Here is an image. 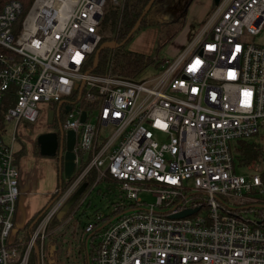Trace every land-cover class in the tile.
<instances>
[{
    "label": "built area",
    "instance_id": "built-area-1",
    "mask_svg": "<svg viewBox=\"0 0 264 264\" xmlns=\"http://www.w3.org/2000/svg\"><path fill=\"white\" fill-rule=\"evenodd\" d=\"M120 4L32 0L24 10L10 1L0 11V264H48V225L91 172L92 189L110 179L132 200L121 217L109 222L115 209L86 224L85 234L99 233L95 264H264V173H236L251 164L237 166L232 146L252 141L264 153V44L254 42L264 0H222L159 66L162 75L145 81L90 66L107 8ZM41 103L46 115L70 107L62 129L75 136V169L32 233L19 237L15 136L21 122L38 121ZM140 192L155 205L137 209ZM254 210L253 220L238 215Z\"/></svg>",
    "mask_w": 264,
    "mask_h": 264
},
{
    "label": "rangeland",
    "instance_id": "rangeland-1",
    "mask_svg": "<svg viewBox=\"0 0 264 264\" xmlns=\"http://www.w3.org/2000/svg\"><path fill=\"white\" fill-rule=\"evenodd\" d=\"M164 3V14L162 16L163 24L161 26L146 28L140 30L133 39L125 45V49L134 52L137 54H143L152 61L160 62L164 59H169L174 57L175 51L178 53L181 51L194 37V35L204 26L205 23L208 22V19L214 12L215 8L212 4L209 6V0H162ZM115 8V6H109L107 11ZM107 13V12H106ZM108 20L104 21L103 25L99 28L100 35L109 36L112 30L109 28V24H107ZM112 39V38H111ZM255 43L264 44V31L262 34L254 39ZM109 46L117 44L114 40H109ZM138 45L135 49V45ZM174 55V56H172ZM164 72V68L156 67V65H150L146 67L141 74L137 76L138 81H145L148 79L158 78ZM48 104L41 103L39 105V109L41 110L38 121L35 124H26L21 122L18 125L16 130V140L14 146L17 150L20 149V154L24 153V151H28L29 145L28 138L38 137L44 132L54 131V127H46V113L48 111ZM66 116L63 118L65 119ZM64 121V120H63ZM7 131L9 135L13 132V124H7ZM35 137V138H36ZM10 139V137H9ZM9 140H7L8 142ZM255 141V140H253ZM237 146L238 143L234 142L232 146ZM38 150V148H37ZM34 153L36 158H39L38 151ZM261 161L258 163H252L250 169H236V173L247 175L254 174L255 167L258 168V172L264 173V153L262 154ZM44 159L46 163L40 162L38 163V167L36 168V172L34 173L37 183V190L35 194H38L39 197H35L33 200L35 203L41 200L40 195L43 194L49 187L55 186L57 181L55 179V174L52 169L55 165L56 158H46ZM34 161V160H33ZM33 161H29V164H35ZM258 163V164H257ZM256 164V165H255ZM36 187V185H35ZM138 188H142V186H138ZM82 197V198H81ZM80 197V201L82 204L79 206V202H77L76 206H79L77 209V214L72 215L73 211L69 212L67 218L65 219V224L59 225L53 231H48V236L46 238V254L48 256V252L50 247H55L58 239L63 237L62 231L59 234L54 235V233L63 225H65V229H69L68 237H69V249H71L72 245L75 244L74 240H77L78 243H84V239L89 237L90 234L84 233V228L86 226L85 221L86 217L81 216L82 213L92 214L93 218L95 215L100 216H109L111 213L117 209H123L124 211L128 210V207L132 205V200L127 197V192L122 189V184L118 182H114L110 179H103L98 184H96L93 189L89 188L83 196ZM138 197L142 200V204L137 209L148 210L150 206L155 205V197L150 192H140L138 193ZM198 200H201V196H196ZM264 200V194L261 197ZM158 208L155 209L157 211ZM163 212V211H162ZM256 210L247 211L244 213L243 211H238V215L248 219H255ZM83 217V218H82ZM27 232V229L21 231L19 233V237H23V234ZM61 245V242H60ZM65 245V244H64ZM64 249V246L61 247ZM67 249H65L66 251ZM57 255V254H56ZM54 261V260H53ZM51 262V261H50ZM53 264H58L56 260Z\"/></svg>",
    "mask_w": 264,
    "mask_h": 264
},
{
    "label": "trees",
    "instance_id": "trees-1",
    "mask_svg": "<svg viewBox=\"0 0 264 264\" xmlns=\"http://www.w3.org/2000/svg\"><path fill=\"white\" fill-rule=\"evenodd\" d=\"M10 1L20 2L24 10H26L30 6L32 0H0V11L3 5ZM148 2L149 0H121V4L119 7H115L107 11V13L104 16V21L108 20L107 24L110 23L109 28L112 30V32L109 34V36L102 35V40L98 48L100 46H104L105 43H108L109 40H114L116 41L117 44L123 43V45L118 46L114 49H110V48L102 49V51L98 56L96 67L92 70L94 74L105 75L110 73L118 77L135 79L139 74H141V72L146 67L150 65H156V67H159L161 64L162 65L164 64L165 59L161 60L160 62H156V61H152L151 59H149V57L143 54H137L125 49V45L128 42H130L140 30L161 26L164 23L162 19V16L165 12L164 3L162 0H155L151 8L143 17L138 29L133 33V35L130 38H127V35L133 29L135 23L140 18ZM102 25L103 22L101 26ZM93 59H94V55L90 59L91 67H92ZM237 143H238V148H235L236 153L234 154L235 162L237 166H248L252 163L258 162L259 159L262 157V152L260 150V147L255 143H253L252 141H238ZM94 180H95V173L91 172L86 177V179L81 183V185L85 183L87 185L86 187V191H87L93 185ZM67 186L68 185H66L65 182L62 180L61 184L58 185V192L52 196V198L49 200L47 205L51 201L56 200L60 196V194L63 193V191L67 188ZM79 201L80 199L77 202ZM77 202L74 205V207L77 205ZM72 210L73 208L69 212H71ZM41 211L36 216H34L31 222L28 224V226H26L27 232L29 234L32 233L37 222L31 229L29 228L30 225L35 220L38 221V219L40 218L39 215ZM124 212H125L124 210L117 208L116 213L109 218V222L113 219H117L121 217L124 214ZM66 218L67 217H65V219ZM64 220L58 222L56 218L52 219V221L48 225L47 230L50 232L53 231L55 228L61 225L64 222Z\"/></svg>",
    "mask_w": 264,
    "mask_h": 264
},
{
    "label": "crops",
    "instance_id": "crops-1",
    "mask_svg": "<svg viewBox=\"0 0 264 264\" xmlns=\"http://www.w3.org/2000/svg\"><path fill=\"white\" fill-rule=\"evenodd\" d=\"M212 3H213L212 0L208 1L209 6ZM137 46L138 45L136 44L134 49ZM176 54L177 52L175 51L174 55ZM46 125H47V116H46ZM46 127H48V125ZM47 132L48 130L44 133H47ZM35 137L31 139L28 138L27 144L30 146L29 147L30 150L24 151V153L22 154L18 152L16 155L18 165L20 168L21 195L18 201V209H17L15 221H16V224L22 228V231L25 230L26 226H28L32 218L36 216L41 210L44 209V207L47 205V203L52 198V196L56 193V191L58 190V185H59V180H60L57 163L55 161V165L53 166L52 171L55 174V179L57 181V184H55L54 188L49 187L43 194H41L40 195L41 200L39 202L37 203L34 202L33 199L35 197H39L38 194H35L37 190V183H36L37 178H35L34 173H37L36 168L38 167V163L40 162L46 163L44 159H41L42 156H40L39 153H38L39 158H36L34 156V153L36 152L38 148L36 146L37 137L36 138ZM38 152H39V149H38ZM29 161H33V163L35 164L34 165L29 164L31 163ZM68 214L69 212L67 213L65 217H67ZM76 214L77 212L74 215ZM81 216L87 218L85 221V224H87L93 217L92 214H88V213H85V214L82 213ZM63 223L65 224V220ZM65 225L61 226L54 233V235H56V234H59L60 231H62L63 237L58 239L55 247H50L48 256L46 254L48 264H53L55 260L56 262H58V264H95L93 259L97 252V248H98L99 233H94V232L91 233L89 237L84 239L83 244L78 243L77 240H74L75 244L72 245L71 249H69L70 248L68 244L69 243V237H68L69 229H65L66 231H64ZM60 242H61V245H60ZM62 246H64L63 250L61 249ZM65 249L67 250L65 251Z\"/></svg>",
    "mask_w": 264,
    "mask_h": 264
},
{
    "label": "water",
    "instance_id": "water-1",
    "mask_svg": "<svg viewBox=\"0 0 264 264\" xmlns=\"http://www.w3.org/2000/svg\"><path fill=\"white\" fill-rule=\"evenodd\" d=\"M154 1L155 0H149L147 6L145 7L140 18L137 20L133 29L127 35V38H130L133 35V33L138 29V27L141 24L143 17L148 12V10L151 8ZM221 1L222 0H212L213 5L215 7H218L220 5ZM122 45H123V43L115 44L112 46H106V45L100 46L94 54L92 68L94 69L96 67L97 59H98V56H99L100 52L102 51V49H104V48L114 49V48H116L118 46H122ZM69 111H70V107H66V109L64 110L65 113H68ZM55 113H56V111H52V110L48 112V114H47V125L48 126L52 125V120H53V116ZM84 119H85V114L83 113L81 121L83 122ZM58 140H60V142H58ZM74 142H75L74 133L71 131L65 133L64 131H62V129L58 132V134L55 132H48V133H43L36 138V146L39 149V155L40 156L46 157V158H55L56 157V151L58 149L57 168H58V172H59V176H60L59 184H61L62 180L63 181H69L73 176L74 169H75V162H74L75 156L72 152ZM62 143H64V145H65L64 153L62 150ZM86 187H87V185L85 183L82 184L74 192V194L70 197V199L64 204L62 209L56 215V220L58 222H61L64 219V217L67 215V213L72 209V207L76 204V202L83 195V193L86 190ZM52 202L53 201H51L48 205H46L44 207V209L41 211L39 217H41L43 215V213L48 209V207L52 204ZM252 207H259V206L257 205V206H252ZM197 210L198 209L184 210V211H182L176 215H172L170 218H173V219L185 218V217H188V216L194 214ZM36 222H37V220H35L30 225L29 228L31 229L35 225ZM34 250L37 251L36 246H34Z\"/></svg>",
    "mask_w": 264,
    "mask_h": 264
},
{
    "label": "flooded vegetation",
    "instance_id": "flooded-vegetation-1",
    "mask_svg": "<svg viewBox=\"0 0 264 264\" xmlns=\"http://www.w3.org/2000/svg\"><path fill=\"white\" fill-rule=\"evenodd\" d=\"M54 110H56V113L53 116L52 125L48 126V127H54V131H48V132H55V133L58 134V132L62 129V123H63V120H64V118H63L64 117V111L62 110V108L60 106L59 107H55ZM62 131H63V129H62ZM58 142H60V140H58ZM62 150H63V153H64V150H65L64 143H62ZM57 153H58V149L56 151V157H55L56 158V163L58 162L57 161Z\"/></svg>",
    "mask_w": 264,
    "mask_h": 264
}]
</instances>
